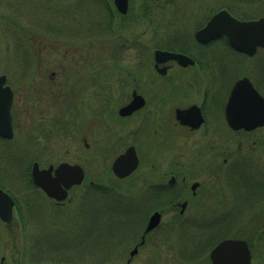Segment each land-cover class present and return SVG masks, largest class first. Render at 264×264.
Listing matches in <instances>:
<instances>
[{"label":"flooded vegetation","instance_id":"af4514ba","mask_svg":"<svg viewBox=\"0 0 264 264\" xmlns=\"http://www.w3.org/2000/svg\"><path fill=\"white\" fill-rule=\"evenodd\" d=\"M41 6L36 20L18 26L19 85L1 74L12 91V135H0V191L13 205L8 222L0 216V243L6 250L12 236L19 257L0 256V264H42L35 239L42 205L58 210L74 191L82 202L97 194L104 208L75 233L78 263L202 264L208 251L204 262L212 264L211 250L236 239L243 207L255 204L264 220V48L248 54L218 26L202 32L220 13L222 25L264 18V0ZM129 148L137 167L118 178L113 162ZM63 164L77 166L83 179L58 201L35 184L33 171L64 189L56 174ZM123 183L133 193L122 195ZM154 214L158 222L147 229ZM237 240L252 262L251 242Z\"/></svg>","mask_w":264,"mask_h":264},{"label":"rangeland","instance_id":"374dc122","mask_svg":"<svg viewBox=\"0 0 264 264\" xmlns=\"http://www.w3.org/2000/svg\"><path fill=\"white\" fill-rule=\"evenodd\" d=\"M46 3L47 0H0V75L5 74L7 84L12 87L16 88L19 85L20 62L18 54L21 50V44L16 41L19 37L18 26L20 23L26 25V21L36 20L37 17L34 16L43 13L39 6ZM126 61L130 62V60ZM11 173L17 175L16 171ZM128 186V183L121 184L120 191L124 193L122 195L133 193L131 186ZM73 195L75 199L58 210L45 204L42 205V227L37 229V238H35L38 241V255L42 264H80L78 262L83 258L81 255L83 253L81 251L82 241H76L79 238L75 233L86 226L84 224L86 217L93 215L98 218V213L104 208L101 206L102 203H100L97 194H90L91 198L87 202H82V191H74ZM21 196V193L17 195L19 199ZM255 206L252 204L250 212L244 207L242 208L243 214L237 216L238 219L235 218L233 223L234 235L232 237L250 241L254 248L252 250L254 254L252 264H260V262L264 264V246L260 245V241H257L259 238L263 239L264 235L259 236L258 232L255 234L259 228L264 229V220H262L259 209L254 208ZM5 241L8 248L6 250L4 246L1 248L4 245L1 242L0 256L8 258L12 253L14 257L18 256L16 254L17 242H15V248L12 236H6ZM187 253L192 254L193 251ZM207 253L208 251L204 252L202 264H205L204 260ZM18 257L16 258L18 259ZM10 261L8 260L5 264H11Z\"/></svg>","mask_w":264,"mask_h":264},{"label":"water","instance_id":"95a60500","mask_svg":"<svg viewBox=\"0 0 264 264\" xmlns=\"http://www.w3.org/2000/svg\"><path fill=\"white\" fill-rule=\"evenodd\" d=\"M221 13L212 18L202 33L209 31L212 27L218 26L220 34H224L229 39L230 44L237 50L253 54L258 47L264 48V18L256 21L240 22L230 18L228 23L222 25ZM157 55H166V52L157 51ZM5 76H0V135L10 137L12 135L10 123V107L12 103V92L5 84ZM251 116L253 114L251 113ZM253 119L252 117H250ZM251 123V122H250ZM248 125V123H247ZM252 125V124H251ZM241 126V125H240ZM138 161L135 152L129 148L124 154L118 155L112 165L114 174L119 178H124L132 173L137 167ZM47 172L33 171L34 182L37 186L51 198L62 201L66 198L68 189L73 184H80L83 179V173L77 166L63 164L56 169V174L60 181L64 182V189L56 180H48ZM4 199V200H3ZM6 203L7 214L1 207ZM12 199L0 191V216L3 221L11 219ZM158 215H151L147 229L156 226ZM251 254L247 243L243 240L226 239L221 241L210 252V261L212 264H251Z\"/></svg>","mask_w":264,"mask_h":264}]
</instances>
